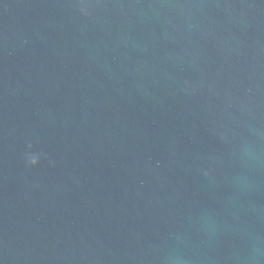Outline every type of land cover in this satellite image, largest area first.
I'll return each mask as SVG.
<instances>
[{
  "label": "water",
  "instance_id": "water-1",
  "mask_svg": "<svg viewBox=\"0 0 264 264\" xmlns=\"http://www.w3.org/2000/svg\"><path fill=\"white\" fill-rule=\"evenodd\" d=\"M0 264H264V0H0Z\"/></svg>",
  "mask_w": 264,
  "mask_h": 264
},
{
  "label": "clouds",
  "instance_id": "clouds-1",
  "mask_svg": "<svg viewBox=\"0 0 264 264\" xmlns=\"http://www.w3.org/2000/svg\"><path fill=\"white\" fill-rule=\"evenodd\" d=\"M29 160H30V163H32V164H35V162H36L34 157H30Z\"/></svg>",
  "mask_w": 264,
  "mask_h": 264
}]
</instances>
